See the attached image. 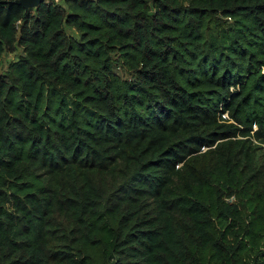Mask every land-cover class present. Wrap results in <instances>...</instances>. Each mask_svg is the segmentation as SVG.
<instances>
[{
	"label": "trees",
	"instance_id": "16d2710c",
	"mask_svg": "<svg viewBox=\"0 0 264 264\" xmlns=\"http://www.w3.org/2000/svg\"><path fill=\"white\" fill-rule=\"evenodd\" d=\"M17 50L0 264H264V0H0Z\"/></svg>",
	"mask_w": 264,
	"mask_h": 264
},
{
	"label": "rangeland",
	"instance_id": "374dc122",
	"mask_svg": "<svg viewBox=\"0 0 264 264\" xmlns=\"http://www.w3.org/2000/svg\"><path fill=\"white\" fill-rule=\"evenodd\" d=\"M68 32L73 33L72 30H68ZM18 52L19 50H17L16 52H6L4 55L0 57V73H3L6 70L9 62L16 58Z\"/></svg>",
	"mask_w": 264,
	"mask_h": 264
},
{
	"label": "water",
	"instance_id": "95a60500",
	"mask_svg": "<svg viewBox=\"0 0 264 264\" xmlns=\"http://www.w3.org/2000/svg\"><path fill=\"white\" fill-rule=\"evenodd\" d=\"M44 0H14L15 3L22 5L24 8L36 7Z\"/></svg>",
	"mask_w": 264,
	"mask_h": 264
}]
</instances>
